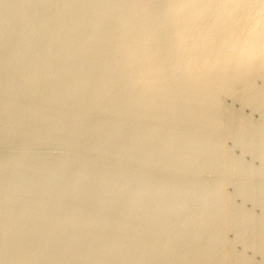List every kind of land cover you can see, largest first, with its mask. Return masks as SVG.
Wrapping results in <instances>:
<instances>
[{
    "label": "rangeland",
    "instance_id": "374dc122",
    "mask_svg": "<svg viewBox=\"0 0 264 264\" xmlns=\"http://www.w3.org/2000/svg\"><path fill=\"white\" fill-rule=\"evenodd\" d=\"M67 1L68 0H0V4H1V6H0V22H1L0 23V41L1 40L3 41V42L2 41L0 42L1 43L0 44V47H1L0 48V54H1L0 55V74L3 72L2 76L0 75V81L2 80V82H0V85H1L0 86V98H1L0 100L2 101V102L0 101V103H1L0 104V109H1L0 110V115H1L0 116V195H1L0 196V216H1L0 217V264H55V263L56 264H72V263L73 264H230V263L231 264H264V243H263L264 242V179H263L264 178V148H263V146H264V131H263L264 130V126H263L264 125V80H263L264 74H262L263 71H262V73L259 70H258V72L255 71V73L257 72L256 74L255 73L253 74V76H255V77L253 78V76L251 75V77L253 79L249 76V79H252V81L250 83L247 81L248 83L246 82V86H248L250 84V87L245 86V82L243 83V81H246V80L244 79V77L243 78L241 77L240 78L241 81L238 79V81H240L239 84L237 83V80L234 81V82H236L235 83L236 85L234 84L233 88H231L232 84H233V82H232L230 84L229 83L224 84L225 89L223 88V86H222V88L220 87V89L216 88L215 90L218 93H215L213 91L214 89L213 90L211 89V91L208 90L209 91L208 95L211 96L213 94V97L208 98V100L206 98V97H209V96H207V91H205V93L203 92L204 93L203 95L206 94V97L203 96L204 97L203 98V97H201V95L195 97V96H193V94H190L188 92V90H190L191 88H189V86H190V84H188L189 80L186 79L187 82H185V78H187V76L185 74H184V76H185L184 80L182 79L183 78L182 74L184 73V70L182 71L181 69H183V68L180 69L179 67H181V66L176 65L179 63H176L177 62L176 61L177 56H175L176 55L175 52L172 51L174 55L172 54V52H170L171 50H173V48H172L173 42H171L173 39V36H171V32H172L171 30L173 27L172 26L170 27V25H169L170 28H168L166 30L168 25H165L166 22H164L165 20H163V19H166V17H164V15H163V11H164L163 9H165V7L167 8L166 0H161V1L160 0L159 1L158 0H154V1H152V0H133V2L135 4H136V2H137V4L140 2H141V4L146 3L147 5L142 4V7L143 8L145 7L144 9L141 6L139 7V5H137L138 7L135 5L136 6L135 7V6H133V3L130 4L131 3L130 1H132V0H130L129 2H128V0H125V1H127L126 2L127 5H125V1H124V5L122 4L123 2H121V1H123V0H102V1L101 0H73L74 2L72 0L71 1L69 0L68 1L69 3H67L68 5L65 4ZM10 2H11V4H10ZM159 2L161 4H159ZM120 3L123 5V7H125V6L126 7L125 8H123L122 6L117 7L116 5H119ZM113 6H116V8L114 9ZM148 6H149V11H147ZM66 7H68V9ZM104 8H105V10H104ZM117 8H118V10L128 9L126 11H129V10L133 11L136 9L137 12L135 11V13L138 15L142 14L144 12L149 13L151 18L145 24H143L141 26V28L143 27V29H147L148 27L150 28L151 25H152V27L154 26L156 32L154 31L155 33L154 32L152 33L153 34L152 39L154 41L156 40V43H159L160 47H163V46H161L162 45L161 43H164L163 45L165 47H167V48L157 47V50L159 49L157 51L158 52L157 53L158 59L159 60L163 59V57L165 59H167V60L163 59L164 61L160 60L161 62H158V64H161V65L163 64L162 65L163 68H164L165 64L167 65V66H165L167 68H165L166 70L164 71V72H167V73H165L167 75L165 76V74L163 73L160 75L162 78L158 77L159 79L157 78L158 80H155V82L159 83L161 85V87H159L160 85L157 84L158 88L154 89L155 91L152 90L153 92H151L149 89H147V90H149L148 92L146 90L142 91L139 87L138 88L140 90L138 88H135V87H134L135 88L134 89L133 86H127L128 84L125 83L126 79H128L127 77H129V74H128L129 72L126 70V68H127L126 65L128 63H127V61H125L126 60L125 58H127V54L125 52L119 53L117 51V47H114L115 45H117L118 42L121 41V38H122L121 36L117 35L114 31L116 29V27H114V26H116V24L118 23V22L115 23L116 19L122 18V16L120 14L118 15V13H116L117 11H115V10H117ZM141 8L143 9V12H142ZM61 10H63V11L60 13ZM80 10H82V11H80ZM156 10H158V12H156ZM98 11H100V12H98ZM106 11H108V12H106ZM124 11L122 13H124ZM126 11H125V14H126ZM65 12H69V13H65ZM80 12H81V14H80ZM120 12L121 11H119V13ZM9 13H11V14H9ZM76 13H77V15H75ZM161 14L164 18L161 16ZM51 17H53V18H51ZM59 17H60L61 22L58 19ZM23 18H24V20H23ZM66 18H67V20H66ZM7 19H9V21ZM35 19H37V20L35 21ZM159 20H160V23H162V20H163V23L160 24L158 22ZM51 21L52 22L54 21V22L52 23ZM57 21H59V22H57ZM71 21H72V23H70ZM75 21H77L79 24ZM81 21H82V23H81ZM108 21H109V23H108ZM36 22H37V24H36ZM153 22H155V23H153ZM91 23L95 27H93L91 25ZM17 24H19V25H17ZM38 24H39V26H38ZM162 25H165L166 27L162 26ZM69 26H71V27L69 28ZM85 26H87V27H85ZM111 27L113 29L114 28L115 29L113 30V29H111ZM18 28H19V30H18ZM55 28H56V30H55ZM52 29H54V30L52 31ZM162 29H165L164 30L165 32ZM112 30H113L114 34H116V35H111V33H113ZM68 31H70V32H68ZM76 31H78V32H76ZM83 31H84V33H83ZM166 31L168 34L166 33ZM73 32H75V33H73ZM156 33H157V35L159 34L158 37H157ZM160 33H161V35H160ZM1 34L3 36H1ZM28 34H30V35H28ZM36 34H37V36H36ZM55 34H56V36H55ZM63 34H65L66 37ZM162 34L163 35L166 34V35H164V37H163ZM91 35H92V37H91ZM108 35H109V37H108ZM154 35H155V37H154ZM77 36H80V37H77ZM82 36H84V37H82ZM168 36H170V37H168ZM54 37L56 38V41H55ZM99 37H100V39H98ZM15 38H17V40H14ZM69 38H71L70 41H69ZM22 39H24V40H22ZM168 39H169V42H168ZM12 40H14V41H12ZM47 40H49V41H47ZM99 40H102V41H99ZM54 41L58 43V46H57V43L55 44ZM59 41H61V42H59ZM35 42H36V44H35ZM4 43H6V45ZM93 43H95V44H93ZM7 44H9V45H7ZM73 44H75V45H73ZM97 44H99V45H97ZM159 44L157 46H159ZM76 45H78V46H76ZM91 45H92V47H91ZM104 46H106V47H104ZM16 47H18V48H16ZM66 48H67V50H66ZM75 48H77V49H75ZM101 49H103V51ZM58 50H60L61 52ZM93 50L95 53H93ZM110 50H111V52H110ZM168 50H169V52L167 53ZM13 51H16L18 56H17L16 52H13ZM51 51H53L56 55ZM46 52H48V53H46ZM72 52H75V53H72ZM81 52L83 54H81ZM85 52L87 55H85ZM159 52L160 53L162 52V54L164 53L163 55L166 54L167 56H169L168 54L170 53L171 56H169V59H168V58H166L167 57L166 55H165L166 56L165 57L162 54H160ZM13 53L16 55H13ZM21 53H23V54H21ZM41 53H42V55H41ZM51 53H53V54H51ZM58 53H60V54H58ZM115 53H119V54H115ZM33 54H35V55H33ZM74 54H75V56H74ZM113 54H115V55H113ZM121 54H122V56H120ZM54 55H55V57H54ZM103 55H105V56H103ZM12 56L13 57L15 56L16 58L15 57L13 58ZM31 57H32V59H30ZM73 57H75V58L73 59ZM119 57H121V58H119ZM61 58L64 60L62 61ZM70 58H71V61H70ZM76 58L78 60H76ZM97 58H98V60H96ZM174 58H176V59H174ZM53 59H55L56 62ZM103 59L105 60V63H103L104 62ZM14 60L16 63L14 62ZM19 60H20V62H19ZM38 60H40V61H38ZM47 60H48V62L45 63V61H47ZM50 60H51V62H50ZM122 60H124L126 64L123 63L124 61H122ZM34 61H36V62H34ZM77 61H79L78 64H77ZM82 61L84 62V64ZM90 61L92 62L91 64H90ZM94 61H95V63H94ZM97 61L99 63V67L97 65L98 63H96ZM165 61H169V62L167 63ZM62 62H64V63H62ZM33 63H34V65H33ZM35 63H37L36 67H34ZM9 64H11V65H9ZM88 64H90V66H91L90 68H89ZM93 64H94L95 68H97V69H95V68L92 69ZM109 64H110V66H109ZM124 64H125V69H122V68H124L123 67ZM7 65L9 66V68ZM17 65L19 68L17 67ZM29 65H31V67ZM32 65L34 68L32 67ZM87 65H88V67H87ZM77 66H78V68H77ZM15 67H16V69H15ZM68 67H69V71L67 70ZM174 67H175V69H174ZM39 68H41L40 69V70H42L41 72H40V70H38ZM61 68H62V70H61ZM76 68L78 70H76ZM178 68L181 70V72H180V70H178ZM27 70H29V71H27ZM50 70H52V71H50ZM81 70H83V71H81ZM124 70H126L128 73H126ZM16 71H17V74L15 73ZM75 71L78 72L79 74L76 73ZM120 71H122V72H120ZM58 72H60V74ZM102 72H103V74H102ZM124 72L126 75L123 74ZM43 73H44V75H42ZM53 73H55L56 76L59 74L58 75L59 77L57 76V78H56L55 74H53ZM20 74H21V76H20ZM51 74L54 77L49 76ZM75 74H77V76ZM92 74H94V77ZM95 74H97V75L99 74V75L96 76ZM174 74H175V76H174ZM6 75L11 76V77H7ZM27 76H29V77H27ZM64 76H66V77H64ZM100 76L103 79L99 78ZM123 76H124V78H123ZM163 76H165V78H167V80ZM43 77H44V79H43ZM47 77H48V79H49V77L51 79L48 80ZM83 77H84V79H83ZM86 77H87V79L88 78H90V79L87 80ZM176 77H178V78H176ZM111 78H113V80ZM245 78L247 79L248 77L245 76ZM99 79H100V81H99ZM161 79H163V80H161ZM178 79H179V81H181V80H183V81L179 82V81H177ZM242 79H243V81H242ZM32 80H33V82H32ZM34 80L36 81V83H34L35 82ZM79 80H81V81H79ZM114 80H117V82L115 81V83H114L113 82ZM120 80L121 81L123 80V81L121 83H119ZM51 81H53L52 82L53 85H52ZM69 81H70V83H68ZM72 81H73V83H72ZM89 81L92 83H88ZM103 81H105V82H103ZM158 81H160V82L162 81V84ZM54 82H56V83L58 82V83L56 84ZM76 82H78V83H76ZM101 82L103 83V85ZM173 82H175V83H173ZM84 83H86V84H84ZM113 83H114V85H113ZM185 83H186V85H185ZM12 84H13V86H12ZM60 84H61V87L63 86L62 88L60 87ZM63 84H66V85H63ZM69 84H70V86H69ZM72 84H74V86ZM77 84L79 85V88H82V87L83 88L79 89L77 87L78 86ZM96 84H98V85L100 84V86L98 87ZM109 84H111V85L109 86ZM163 84H164V86H162ZM169 84L172 86V88ZM228 84H229V86H228ZM242 84H244V85H242ZM251 84L253 86H251ZM25 86H26V88H25ZM33 86H35V87L33 88ZM40 86H41V88H40ZM47 86H48V88L49 87H51V88L48 89ZM93 86H95V87H93ZM113 86L114 87L117 86L116 88L118 90L116 88H114ZM186 86H188V90L186 89L187 88ZM237 86H239V87H237ZM5 87L6 88L8 87L10 90L7 88V90H8L7 91ZM21 87H24V89ZM74 87H76L77 89ZM92 87H93V89H92ZM100 87L102 88L103 91L101 90ZM128 87L131 89H129ZM162 87H164V88H162ZM226 87H228V89H226ZM252 87H253V89H252ZM86 88L87 89L90 88L91 91L87 90ZM29 89H30V91H27ZM40 89H44V90H42L43 92H41ZM56 89H58V91ZM96 89L99 92H97ZM107 89L108 90L110 89V90L108 91ZM111 89H113V90L116 89V91H113V90L111 91ZM122 89H123V91H121ZM217 89H219V90H217ZM222 89L224 91H222ZM31 90H33L35 92H33ZM49 90L52 92H50ZM15 91H16V93H15ZM88 91L90 94L88 93ZM140 91H142L144 93H142ZM173 91L176 93H173ZM65 92H67V93H65ZM68 92H69V94H68ZM73 92H75V93H73ZM107 92L110 94V95L108 94L109 96L107 95ZM111 92H113V93H111ZM167 92H168V94H167ZM210 92H213V93L210 94ZM28 93H30L31 96H29ZM70 93L72 96H70ZM131 93L132 94L134 93V95L135 94L136 95L135 96L131 95ZM150 93H152V94H150ZM163 93H165V94H163ZM214 93L216 95H214ZM6 94H8V96H6L7 98L5 97ZM63 94H65V95H63ZM139 94H141V95H139ZM154 94H156V95H154ZM160 94H161V96H160ZM162 94L165 97H162ZM16 95H18V96L16 97ZM52 95H53V97H52ZM111 95H112V97H110ZM114 95H116V98ZM138 95H139V97H137ZM142 95H144L143 96L144 98H142V97L140 98V96H142ZM100 96H102V97L100 98ZM122 96H124V98L125 97L126 98L124 99ZM241 96L243 97L242 99H241ZM9 97H10V99H9ZM34 97H36V98H34ZM41 97L43 98V100ZM71 97H72V99H71ZM77 97L79 99H77ZM95 97L96 98L98 97V98L96 99ZM157 97H158V99H157ZM12 98H14L15 100ZM32 98H34L33 99L34 101L32 100ZM37 98H38V100H36ZM114 98H115V100H114ZM119 98H120V100H119ZM134 98H135V100H134ZM145 98H146V100H145ZM199 98H201V99H199ZM221 98H223V99H221ZM63 99H64L65 103H64V101H63V103H61ZM80 99L83 101H81ZM93 99H95V101H93ZM109 99L111 100L110 102H109ZM138 99H139V101H138ZM151 99L153 101H151ZM79 100L81 101V103L83 105L80 103ZM90 100H92V101H90ZM113 100L115 102H112ZM121 100L125 101V103H123ZM130 100H132V101H130ZM161 100H162V102H161ZM181 100H183V101H181ZM223 100H224V103H223ZM4 101H7V102H4ZM49 101H52V102L49 103ZM69 101L72 103V105H70L71 103H69ZM77 101H79V102H77ZM88 101H90V102H88ZM147 101H149V102H147ZM154 101H158V102H156L157 104L154 103ZM178 101H180V102H178ZM100 102H102V103H100ZM132 102H133V104H131ZM150 102H152V103H150ZM160 102H161V104H160ZM18 103H19V106H18ZM30 103H32V104H30ZM36 103L39 105V107ZM41 103H43V105ZM73 103L74 104L76 103L75 104L76 106ZM91 103H94L93 106ZM96 103H97V105H96ZM34 104H36V105H34ZM58 104H60V105H58ZM117 104H120L121 107ZM134 104H136V105L140 104L141 106L138 105V107H133V106H136ZM41 105L44 107L40 108ZM50 105L53 107L50 108ZM63 105H64V107H63ZM73 105L75 106V108ZM88 105H89V107H88ZM99 105L101 106V108H100L101 110L98 108ZM216 105H219V106H216ZM6 106L8 109L6 108ZM28 106H29V109H28ZM60 106L62 107L63 110L61 109ZM81 106H82V108H81ZM83 106H84V108H83ZM90 106H91V108H90ZM161 106H163V107H161ZM255 106H257V107H255ZM68 107H70V108H68ZM77 107H79L80 110ZM115 107H116V109L117 108L118 109L116 110ZM126 107H127V109H126ZM224 107H226V111L222 112L225 110ZM35 108H36V110H35ZM87 108H88V110H87ZM155 108H158V109H155ZM15 109H16V111H15ZM71 109L74 112H72ZM83 109L86 112H84ZM133 109H134V111H133ZM137 109H138V111H137ZM143 109H145V110L143 111ZM37 110H39V111H37ZM41 110H43V111L41 112ZM65 110H66V113L64 112ZM89 110L93 116L91 115ZM98 110L104 114H101V112H99ZM151 110H152V112H151ZM115 111H118L117 113L119 116L117 115V113ZM123 111H124V113H123ZM23 112H25V113H23ZM39 112H41V113H39ZM77 112H79V113H77ZM143 112L144 113L147 112V114L146 113L144 114ZM88 113H90V114H88ZM140 113H141V116H139ZM15 114H17L19 117L16 116ZM22 114H24V115H22ZM36 114L41 116L42 118L43 117H45V118H43V120H42V118L39 116H36ZM109 114H112V115H109ZM222 114H224V115H222ZM27 115H28V117H27ZM50 115L53 117H51ZM66 115H67L68 119L70 118V120L67 119ZM114 115H117V116H114ZM132 115H133V117H132ZM23 116H24V120H21V119H23ZM250 116H251V118H250ZM13 117H15V118H13ZM58 117H59V119H57ZM65 117H66V120L62 121V119L64 120ZM74 117H75V119H74ZM76 117L79 119H76ZM87 117H89L90 120H88ZM134 117L135 118L140 117V118L135 119ZM29 118H31V119H29ZM146 118H147V120H146ZM222 118H223V121H222ZM38 119H40V121H38ZM84 119H85V121H84ZM129 119H131V120H129ZM44 120H46V121H44ZM23 121H24V123H22ZM46 122H48L49 124ZM258 122H260V123H258ZM55 123H56V125H55ZM123 123H125V124H123ZM223 123H225V124H223ZM12 124H13V126H12ZM40 124H42V125H40ZM23 125L27 128H25ZM158 125H159V127H158ZM256 125H257V127H256ZM77 126H79V127H77ZM106 126H107V128H105ZM140 126H142V127H140ZM203 126H205V129L203 128ZM167 127H169V128H167ZM225 127H227V128H225ZM248 127H250V128H248ZM66 128H67V130H66ZM62 129H63V131H62ZM92 129H94V130H92ZM100 129L102 130V132ZM155 129L157 131H155ZM85 130H86V132H85ZM32 132H33V134H32ZM107 132H108V134H107ZM103 133H104V135H103ZM126 133H128V134H126ZM255 133H256V135H255ZM96 136H98V137H96ZM149 136H150V138H149ZM258 136H259V138H258ZM19 140H20V142H19ZM163 140H165V141H163ZM95 141H96V143H95ZM168 141H169V143H168ZM107 143H109V145ZM219 144H220V146H219ZM124 147H125V149H124ZM161 147H162V149H161ZM254 147H256V148L254 149ZM133 150H134V152H133ZM22 151H23V153H22ZM136 152H137V154H135ZM184 156H185V158H184ZM105 159H107V160H105ZM223 161H225V162H223ZM181 163H183V164H181ZM226 163H228L229 165ZM222 164H224V165H222ZM142 168H143V170H142ZM173 168H175V169H173ZM193 168H194V170H193ZM90 170H92V171H90ZM3 171H5V172H3ZM45 173H46V175H45ZM127 175H128V177H127ZM164 175L166 177H164ZM229 175H231V176H229ZM234 175H235V178H234ZM130 176L133 178V180ZM175 176L179 180H176ZM125 177L128 179H126ZM173 177H175V178H173ZM232 177L234 179L230 180V178H232ZM241 177H244L245 179L244 178L241 179ZM166 178H167V180H166ZM224 179H226V180H224ZM35 181H36V183H35ZM259 181H261V182H259ZM160 182H162L163 184ZM177 182H179V183H177ZM44 183H45V185H44ZM223 183H225V184L222 188L221 185H223ZM137 188H138V190H137ZM162 188H164V189H162ZM123 190H124V192H123ZM221 191H223V192L221 193ZM167 192H168V194H171V195L169 196L167 194ZM218 194H219V196H218ZM229 200H231V201L229 202ZM237 201H238V203H237ZM212 204L214 207L212 206ZM222 204H225V205H222ZM232 210H233V212H232ZM226 211L229 214L226 213ZM235 211H236V213H235ZM204 213H205V215H204ZM230 214H232L233 216ZM189 215H191V216H189ZM175 216H177V217H175ZM149 218H150V220H149ZM157 219H159V220H157ZM252 219H253V221H252ZM134 222H136L137 224ZM188 223H189V225H188ZM157 224H158V226H157ZM220 224H222V225H220ZM137 228H139V229H137ZM245 228H247V229H245ZM209 233H210V235H209ZM181 235H183V236H181ZM206 236H207V238H206ZM123 239L125 242L123 241ZM220 239H223V240H220ZM135 240H136V242H135ZM230 240L232 241V243L230 242ZM260 240H261V242H259ZM215 243H217V244H215ZM125 246H126V248H125ZM253 246H255V247H253ZM133 249H135V250H133ZM238 249H239V251H238ZM215 251L216 252L219 251V253H216ZM129 255H130V257H129ZM196 256H197V258H196ZM220 256L221 257L223 256V257L221 258ZM188 258H189V260H188ZM166 259H168V260H166ZM226 259L228 262L226 261ZM229 259H230V262H229ZM235 260L237 261V263Z\"/></svg>",
    "mask_w": 264,
    "mask_h": 264
},
{
    "label": "bare ground",
    "instance_id": "6f19581e",
    "mask_svg": "<svg viewBox=\"0 0 264 264\" xmlns=\"http://www.w3.org/2000/svg\"><path fill=\"white\" fill-rule=\"evenodd\" d=\"M69 1V0H68ZM66 2L65 4H67V3H69V2ZM71 1V0H70ZM73 1V0H72ZM102 1V0H101ZM124 1L125 0H123V1H121V2H123L122 4L124 5ZM130 0H128V2H129ZM152 1H154V0H152ZM159 1V0H158ZM161 1V0H160ZM12 2V1H11ZM11 2H10V4H11ZM18 2V1H17ZM56 2V1H55ZM74 2V1H73ZM112 2V1H111ZM126 2L127 1H125V5H127L126 4ZM131 3L130 4H132L133 3V6H137V5H139V7L141 6L142 7V4H144V3H142L141 4V2L140 3H138L137 4V2H136V4L133 2V0L132 1H130ZM139 2V1H138ZM149 2V1H148ZM60 3V2H59ZM79 3V2H78ZM108 3V2H107ZM117 3V2H116ZM151 3V2H150ZM167 3V4H166ZM166 5H167V8L165 7V9H163L164 11H163V15H164V17H166V19H163L164 17L162 16V14H161V16L163 17L162 19L163 20H165L164 22H166V24L165 25H168V27L166 28V30L168 29V28H170L171 26L173 27L172 28V32H171V36H173V39H172V41L171 42H173L172 43V48H173V50H171L170 52H172V51H174L175 52V56H177V62L176 63H179V64H176L177 66H181V67H179L180 69L181 68H183V69H181L182 71L184 70V73L182 74V76H183V80H184V74L187 76V78H185V82H187L186 81V79L187 80H189V83L188 84H190V86H189V88H191L190 90H188V86H186L185 88L188 90V92L190 93V94H193V96H195V97H197V96H200L201 95V97H206V94L205 95H203L204 93H205V91H207V96H209V97H206L207 98V100H208V98H211V97H213V94L210 96V95H208V90H210L211 91V89L215 92V93H218V92H216V88H219L220 89V87L222 88V86H223V88H224V84H227V83H232L233 82V84H232V87L231 88H233L234 86V84L236 83V82H234V81H236L237 80V83L239 84L240 83V81H241V77L243 78L244 77V79L246 80V81H243V79H242V81H243V83L245 82V86H246V82L248 81L249 83L252 81V79L255 77V76H253V74L255 73V71H257L258 72V70L259 71H261V73H262V71H263V73L262 74H264V0H166ZM4 4V3H3ZM23 4V3H22ZM27 4V3H26ZM29 4V3H28ZM95 4V3H94ZM104 4V3H103ZM121 3L119 4V5H116L117 7L118 6H122L123 7V5H122ZM141 4V5H140ZM146 4V3H145ZM144 4V5H145ZM159 4H161L160 2H159ZM5 5V4H4ZM68 5V4H67ZM76 5V4H75ZM74 5V6H75ZM90 5V4H89ZM106 5V4H105ZM111 5V4H110ZM147 5V4H146ZM158 5V4H157ZM0 6H1V4H0ZM17 6V5H16ZM43 6V5H42ZM46 6V5H45ZM98 6V5H97ZM116 6H113L114 7V9L116 8ZM131 6V5H130ZM135 6V7H136ZM154 6V5H153ZM160 6V5H159ZM6 7V6H5ZM63 7V6H62ZM69 7V6H68ZM68 7H66L67 9H68ZM92 7V6H91ZM119 7V8H120ZM126 7V6H125ZM125 7H123V8H125ZM134 7V8H135ZM138 7V6H137ZM158 7V6H157ZM163 7V6H162ZM2 8V7H1ZM4 8V7H3ZM16 8V7H15ZM14 8V9H15ZM57 8V7H56ZM103 8V7H102ZM129 8V7H128ZM143 8V7H142ZM141 8V9H142ZM145 8V7H144ZM143 8V9H144ZM70 9V8H69ZM76 9V8H75ZM143 9H142V12H143ZM159 9V8H158ZM7 10V9H6ZM24 10V9H23ZM60 10V9H59ZM65 10V9H64ZM104 10H105V8H104ZM108 10V9H107ZM126 10H128V9H120V10H118V8H117V10H115V11H117L116 13H118V15L120 14L121 16H122V18H115L116 19V21H115V23H117L116 24V26H114V27H116V29L114 30L112 27H111V29H113L114 31H115V33L117 34V35H119V36H121L122 38H121V41L120 42H118L117 43V45H115L114 47H117V51L120 53V52H125L126 54H127V58H125L126 60L125 61H127V63L129 64H127L126 65V70L129 72H127L126 70H124L126 73H128L129 74V77H127L128 79H126V81H125V83L126 84H128L127 86H133V88L135 87V88H140L142 91H151V92H153L152 90H154V89H156V88H158V85H160L159 83H156L155 82V80H158L159 78L158 77H161L160 75L161 74H165V73H167V72H164L166 69L165 68H167V67H165V66H167L166 64L164 65V68L162 67V65L161 64H158V62H161L163 59L164 60H167V59H165L163 56H165V55H163L162 54V52L160 53V54H162L161 56L163 57V59H158V50H157V47H160V44L159 43H156V40L154 41L153 39H152V33L155 31V28H154V26L152 27V25H151V27L149 28H147V29H143V27L141 28V26L143 25V24H145L151 17H150V14L149 13H142V14H136L135 13V11H136V9L135 10H133V11H131V10H129V11H126V14H125V11ZM153 10V9H152ZM18 11V10H17ZM47 11V10H46ZM53 11V10H52ZM63 10H61L60 11V13L62 12ZM80 11H82V10H80ZM87 11V10H86ZM93 11V10H92ZM110 11V10H109ZM119 11H121L120 13H119ZM124 11V13H122ZM139 11V10H138ZM147 11H149V6H148V10ZM154 11V10H153ZM71 12V11H70ZM98 12H100V11H98ZM106 12H108V11H106ZM137 12V11H136ZM140 12V11H139ZM152 12V11H151ZM156 12H158V10H156ZM17 13V12H16ZM51 13V12H50ZM65 13H69V12H65ZM95 13V12H94ZM93 13V14H94ZM97 13V12H96ZM111 13V12H110ZM123 15H122V14ZM160 13V12H159ZM6 14V13H5ZM9 14H11V13H9ZM18 14V13H17ZM56 14V13H55ZM58 14V13H57ZM80 14H81V12H80ZM109 14V13H108ZM125 14V15H124ZM75 15H77V13L75 14ZM101 15V14H100ZM103 15V14H102ZM115 15V14H114ZM154 15V14H153ZM157 15V14H156ZM7 16V15H6ZM48 16V15H47ZM67 16V15H66ZM65 16V17H66ZM97 16V15H96ZM120 16V17H121ZM13 17V16H12ZM40 17V16H39ZM49 17V16H48ZM73 17V16H72ZM76 17V16H75ZM109 17V16H108ZM112 17V16H111ZM155 17V16H154ZM20 18V17H19ZM26 18V17H25ZM41 18V17H40ZM50 18V17H49ZM51 18H53V17H51ZM94 18V17H93ZM59 20H60V17L58 18ZM75 19V18H74ZM79 19V18H78ZM95 19V18H94ZM111 19V18H110ZM114 19V18H113ZM119 19V20H118ZM8 21H9V19H7ZM23 20H24V18H23ZM37 19H35V21H36ZM66 20H67V18H66ZM82 20V19H81ZM93 20V19H92ZM118 20V21H117ZM158 20V19H157ZM161 20V19H160ZM160 20L158 21L159 23H160ZM163 20H162V23H163ZM14 21V20H13ZM29 21V20H28ZM85 21V20H84ZM87 21V20H86ZM98 21V20H97ZM107 21V20H106ZM18 22V21H17ZM33 22V21H32ZM52 22V21H51ZM54 22V21H53ZM52 22V23H53ZM57 22H59V21H57ZM60 22H61V20H60ZM75 22H77V21H75ZM74 22V23H75ZM93 22V21H92ZM1 23V22H0ZM23 23V22H22ZM31 23V22H30ZM65 23V22H64ZM70 23H72V21L70 22ZM78 23V22H77ZM81 23H82V21H81ZM87 23V22H86ZM108 23H109V21H108ZM153 23H155V22H153ZM162 23H160V24H162ZM21 24V23H20ZM36 24H37V22H36ZM79 24V23H78ZM107 24V23H106ZM112 24V23H111ZM152 24V23H151ZM159 24V25H160ZM11 25V24H10ZM17 25H19V24H17ZM44 25V24H43ZM46 25V24H45ZM73 25V24H72ZM83 25V24H82ZM87 25V24H86ZM91 25H92V23H91ZM95 25V24H94ZM101 25V24H100ZM148 25V24H147ZM154 25V24H153ZM165 25H162V26H165ZM169 25H170V27H169ZM38 26H39V24H38ZM57 26V25H56ZM93 26V25H92ZM112 26V25H111ZM150 26V25H149ZM156 26V25H155ZM161 26V27H162ZM36 27V26H35ZM50 27V26H49ZM52 27V26H51ZM62 27V26H61ZM71 26H69V28H70ZM74 27V26H73ZM78 27V26H77ZM82 27V26H81ZM85 27H87V26H85ZM93 27H95V26H93ZM159 27V26H158ZM166 27V26H165ZM17 28V27H16ZM38 28V27H37ZM36 28V29H37ZM84 28V27H83ZM108 28V27H107ZM15 29V28H14ZM48 29V28H47ZM78 29V28H77ZM82 29V28H81ZM97 29V28H96ZM100 29V28H99ZM18 30H19V28H18ZM54 29H52V31H53ZM55 30H56V28H55ZM89 30V29H88ZM113 30H112V32H113ZM163 31L165 30V29H162ZM2 31V30H1ZM36 31V30H35ZM34 31V32H35ZM51 31V30H50ZM61 31V30H60ZM79 31V30H78ZM78 31H76V32H78ZM82 31V30H81ZM3 32V31H2ZM11 32V31H10ZM15 32V31H14ZM33 32V31H32ZM39 32V31H38ZM55 32V31H54ZM63 32V31H62ZM68 32H70V31H68ZM111 32V31H110ZM109 32V33H110ZM156 32V31H155ZM154 32V33H155ZM158 32V31H157ZM165 32V31H164ZM163 32V33H164ZM169 32V33H170ZM8 33V32H7ZM16 33V32H15ZM66 33V32H65ZM73 33H75V32H73ZM83 33H84V31H83ZM88 33V32H87ZM94 33V32H93ZM92 33V34H93ZM100 33V32H99ZM166 33H167V31H166ZM11 34V33H10ZM14 34V33H13ZM33 34V33H32ZM48 34V33H47ZM53 34V33H52ZM57 34V33H56ZM56 34H55V36H56ZM70 34V33H69ZM68 34V35H69ZM101 34V33H100ZM116 34H114V32L113 33H111V35H116ZM168 34V33H167ZM28 35H30V34H28ZM63 35H65V34H63ZM97 35V34H96ZM156 35H157V33H156ZM160 35H161V33H160ZM163 35V34H162ZM164 35H166V34H164ZM164 35H163V37H164ZM1 36H3L2 34H1ZM17 36V35H16ZM27 36V35H26ZM36 36H37V34H36ZM51 36V35H50ZM159 36V34L157 35V37ZM5 37V36H4ZM33 37V36H32ZM49 37V36H48ZM47 37V38H48ZM59 37V36H58ZM65 37H66V35H65ZM70 37V36H69ZM72 37V36H71ZM77 37H80V36H77ZM82 37H84V36H82ZM88 37V36H87ZM86 37V38H87ZM90 37V36H89ZM91 37H92V35H91ZM90 37V38H91ZM108 37H109V35H108ZM154 37H155V35H154ZM156 37V38H157ZM168 37H170V36H168ZM14 38V37H13ZM19 38V37H18ZM37 38V37H36ZM35 38V39H36ZM55 38V37H54ZM115 38V37H114ZM118 38V37H117ZM162 38V37H161ZM172 38V37H171ZM26 39V38H25ZM70 39L71 38H69V41H70ZM75 39V38H74ZM97 39V38H96ZM98 39H100V37L98 38ZM160 39V38H159ZM158 39V40H159ZM163 39V38H162ZM5 40V39H4ZM14 40H17V38H15ZM14 40H12V41H14ZM22 40H24V39H22ZM53 40V39H52ZM84 40V39H83ZM86 40V39H85ZM91 40V39H90ZM113 40V39H112ZM161 40V39H160ZM2 41V40H1ZM0 41V42H1ZM20 41V40H19ZM47 41H49V40H47ZM55 41H56V38H55ZM54 41V42H55ZM68 41V42H69ZM79 41V40H78ZM99 41H102V40H99ZM98 41V42H99ZM3 42V41H2ZM6 42V41H5ZM52 42V41H51ZM59 42H61V41H59ZM66 42V41H65ZM86 42V41H85ZM97 42V43H98ZM163 42V41H162ZM168 42H169V39H168ZM9 43V42H8ZM17 43V42H16ZM57 42H55V44H56ZM76 43V42H75ZM100 43V42H99ZM1 44V43H0ZM3 44V43H2ZM5 45H6V43H4ZM19 44V43H18ZM35 44H36V42H35ZM34 44V45H35ZM86 44V43H85ZM93 44H95V43H93ZM112 44V43H111ZM115 44V43H114ZM159 44V46H157ZM162 45L161 46H163V47H160V48H164L165 46L163 45L164 43H161ZM7 45H9V44H7ZM11 45V44H10ZM53 45V44H52ZM71 45V44H70ZM73 45H75V44H73ZM90 45V44H89ZM97 45H99V44H97ZM166 45V44H165ZM37 46V45H36ZM42 46V45H41ZM55 46V45H54ZM53 46V47H54ZM57 46H58V43H57ZM76 46H78V45H76ZM75 46V47H76ZM83 46V45H82ZM7 47V46H6ZM13 47V46H12ZM34 47V46H33ZM43 47V46H42ZM73 47V46H72ZM91 47H92V45H91ZM104 47H106V46H104ZM111 47V46H110ZM1 48V47H0ZM16 48H18V47H16ZM36 48V47H35ZM45 48V47H44ZM55 48V47H54ZM70 48V47H69ZM68 48V49H69ZM82 48V47H81ZM85 48V47H84ZM88 48V47H87ZM96 48V47H95ZM165 48H167V47H165ZM169 48V47H168ZM9 49V48H8ZM47 49V48H46ZM51 49V48H50ZM53 49V48H52ZM75 49H77V48H75ZM4 50V49H3ZM10 50V49H9ZM14 50V49H13ZM16 50V49H15ZM56 50V49H55ZM66 50H67V48H66ZM82 50V49H81ZM88 50V49H87ZM97 50V49H96ZM100 50V49H99ZM102 51H103V49H101ZM163 50V49H162ZM22 51V50H21ZM20 51V52H21ZM42 51V50H41ZM49 51V50H48ZM54 51V50H53ZM53 51H51V52H53ZM58 51H60V50H58ZM63 51V50H62ZM80 51V50H79ZM84 51V50H83ZM92 51V50H91ZM13 52H16V51H13ZM61 52V51H60ZM71 52V51H70ZM87 52V51H86ZM86 52H85V55H87L86 54ZM89 52V51H88ZM110 52H111V50H110ZM109 52V53H110ZM166 52V51H165ZM169 52V50L167 51V53ZM10 53V52H9ZM45 53V52H44ZM46 53H48V52H46ZM50 53V52H49ZM54 53V52H53ZM53 53H51V54H53ZM57 53V52H56ZM67 53V52H66ZM72 53H75V52H72ZM93 53H95L94 52V50H93ZM92 53V54H93ZM97 53V52H96ZM105 53V52H104ZM107 53V52H106ZM113 53V52H112ZM119 53H115V54H119ZM124 53V54H125ZM3 54V53H2ZM16 54H17V52H16ZM16 54H14L13 53V55H16ZM20 54V53H19ZM21 54H23V53H21ZM55 54V53H54ZM58 54H60V53H58ZM63 54V53H62ZM71 54V53H70ZM81 54H83L82 52H81ZM115 54H113V55H115ZM172 54H173V52H172ZM1 55V54H0ZM10 55V54H9ZM29 55V54H28ZM33 55H35V54H33ZM41 55H42V53H41ZM56 55V54H55ZM55 55H54V57H55ZM64 55V54H63ZM67 55V54H66ZM169 56H171V54L169 53L168 54ZM174 55V54H173ZM8 56V55H7ZM17 56H18V54H17ZM72 56V55H71ZM70 56V57H71ZM74 56H75V54H74ZM103 56H105V55H103ZM109 56V55H108ZM107 56V57H108ZM120 56H122V54L120 55ZM160 56V55H159ZM167 56V55H166ZM165 56V57H166ZM169 56H167L166 58H168L169 59ZM13 57V56H12ZM15 57V56H14ZM13 57V58H14ZM28 57V56H27ZM79 57V56H78ZM96 57V56H95ZM115 57V56H114ZM125 57V56H124ZM123 57V58H124ZM161 57V58H162ZM11 58V57H10ZM16 58V57H15ZM60 58V57H59ZM66 58V57H65ZM75 57H73V59H74ZM86 58V57H85ZM88 58V57H87ZM93 58V57H92ZM106 58V57H105ZM111 58V57H110ZM119 58H121V57H119ZM122 58V59H123ZM4 59V58H3ZM30 59H32V57L30 58ZM39 59V58H38ZM48 59V58H47ZM58 59V58H57ZM69 59V58H68ZM81 59V58H80ZM83 59V58H82ZM114 59V58H113ZM112 59V60H113ZM116 59V58H115ZM174 59H176V58H174ZM17 60V59H16ZM54 61H55V59H53ZM61 60L63 61L64 59H62L61 58ZM76 60H78L77 58H76ZM85 60V59H84ZM88 60V59H87ZM96 60H98V58L96 59ZM104 60V59H103ZM118 60V59H117ZM163 60V61H164ZM32 61V60H31ZM38 61H40V60H38ZM70 61H71V58H70ZM69 61V62H70ZM107 61V60H106ZM122 61H124V60H122ZM121 61V62H122ZM125 61L123 62V63H125ZM157 61V62H156ZM173 61V60H172ZM3 62V61H2ZM8 62V61H7ZM14 62H15V60H14ZM19 62H20V60H19ZM26 62V61H25ZM34 62H36V61H34ZM46 62H48V60L47 61H45V63ZM50 62H51V60H50ZM49 62V63H50ZM53 62V61H52ZM56 62V61H55ZM73 62V61H72ZM78 62L79 61H77V64H78ZM83 62V61H82ZM88 62V61H87ZM111 62V61H110ZM109 62V63H110ZM114 62V61H113ZM120 62V63H121ZM165 62H169V61H165ZM6 63V62H5ZM9 63V62H8ZM16 63V62H15ZM39 63V62H38ZM61 63V62H60ZM62 63H64V62H62ZM66 63V62H65ZM92 62L90 61V64H91ZM94 63H95V61H94ZM96 63H98V61L96 62ZM103 63H105V60H104V62ZM107 63V62H106ZM119 63V64H120ZM164 63V62H163ZM26 64V63H25ZM36 64L37 63H35V66L34 67H36ZM51 64V63H50ZM76 64V65H77ZM83 64H84V62H83ZM87 64V63H86ZM90 64H88L89 65V68L91 67L90 66ZM108 64V63H107ZM118 64V65H119ZM126 64V63H125ZM125 64L123 65V67L124 68H122V69H125ZM158 64V65H157ZM9 65H11V64H9ZM23 65V64H22ZM28 65V64H27ZM33 65H34V63H33ZM33 65H32V67H33ZM58 65V64H57ZM66 65V64H65ZM64 65V66H65ZM69 65V64H68ZM88 65H87V67H88ZM98 65V67H99V63L97 64ZM96 65V66H97ZM105 65V64H104ZM103 65V66H104ZM160 65V66H159ZM8 66V65H7ZM30 67H31V65H29ZM53 66V65H52ZM61 66V65H60ZM63 66V67H64ZM67 66V65H66ZM71 66V65H70ZM79 66V65H78ZM78 66H77V68H78ZM101 66V65H100ZM107 66V65H106ZM109 66H110V64H109ZM114 66V65H113ZM173 66V65H172ZM12 67V66H11ZM17 67H18V65H17ZM33 67V68H34ZM73 67V66H72ZM81 67V66H80ZM93 68L92 69H94L95 68V66H94V64H93V66H92ZM108 67V66H107ZM2 68V67H1ZM6 68V67H5ZM8 68H9V66H8ZM19 68V67H18ZM32 68V69H33ZM57 68V67H56ZM71 68V67H70ZM76 68V70H78ZM101 68V67H100ZM178 68V70H180ZM11 69V68H10ZM15 69H16V67H15ZM28 69V68H27ZM31 69V68H30ZM41 68H39L38 70H40ZM75 69V68H74ZM80 69V68H79ZM84 69V68H83ZM86 69V68H85ZM95 69H97V68H95ZM111 69V68H110ZM113 69V68H112ZM172 69V68H171ZM170 69V70H171ZM174 69H175V67H174ZM14 70V69H13ZM49 70V69H48ZM47 70V71H48ZM61 70H62V68H61ZM68 71H69V67H68V69H67ZM117 70V69H116ZM181 70H180V72H181ZM5 71V70H4ZM15 71V70H14ZM24 71V70H23ZM22 71V72H23ZM27 71H29V70H27ZM42 70H40V72H41ZM44 71V70H43ZM50 71H52V70H50ZM54 71V70H53ZM60 71V70H59ZM74 71V70H73ZM80 71V70H79ZM81 71H83V70H81ZM85 71V70H84ZM87 71V70H86ZM89 71V70H88ZM97 71V70H96ZM175 71V70H174ZM8 72V71H7ZM11 72V71H10ZM31 72V71H30ZM65 72V71H64ZM76 72V71H75ZM92 72V71H91ZM95 72V71H94ZM93 72V73H94ZM100 72V71H99ZM120 72H122V71H120ZM125 72L123 73V74H125ZM170 72V71H169ZM256 72V73H257ZM3 73V72H2ZM2 73L0 74L1 76H2ZM5 73V72H4ZM12 73V72H11ZM10 73V74H11ZM16 74H17V71L15 72ZM33 73V72H32ZM45 73V72H44ZM44 73L42 74V75H44ZM49 73V72H48ZM59 74H60V72H58ZM57 73V74H58ZM70 73V72H69ZM73 73V72H72ZM76 73H78V72H76ZM81 73V72H80ZM84 73V72H83ZM88 73V72H87ZM97 73V72H96ZM108 73V72H107ZM171 73V72H170ZM255 73V74H256ZM28 74V73H27ZM41 74V73H40ZM53 74H55V73H53ZM58 74V75H59ZM63 74V73H62ZM65 74V73H64ZM79 74V73H78ZM82 74V73H81ZM102 74H103V72H102ZM110 74V73H109ZM169 74V73H168ZM177 74V73H176ZM9 75V74H8ZM26 75V74H25ZM30 75V74H29ZM32 75V74H31ZM57 75V76H58ZM76 76H77V74H75ZM74 75V76H75ZM91 75V74H90ZM93 75V77H94V74H92ZM96 76H98L97 74H95ZM126 75V74H125ZM167 74H165V76H166ZM251 75L253 76V78L251 77ZM261 75V74H260ZM7 76V75H6ZM15 76V75H14ZM20 76H21V74H20ZM49 76H53L52 74L51 75H49ZM55 76H56V74H55ZM57 76H56V78H57ZM70 76V75H69ZM68 76V77H69ZM81 76V75H80ZM165 76H163L164 78H165ZM174 76H175V74H174ZM245 76L246 77H248L247 79L245 78ZM249 76L252 78V79H249ZM257 76V75H256ZM7 77H11V76H7ZM16 77V76H15ZM27 77H29V76H27ZM54 77V76H53ZM59 77V76H58ZM62 77V76H61ZM64 77H66V76H64ZM71 77V76H70ZM85 77V76H84ZM84 77H83V79H84ZM91 77V76H90ZM262 77V76H261ZM13 78V77H12ZM42 78V77H41ZM76 78V77H75ZM82 78V77H81ZM80 78V79H81ZM97 78V77H96ZM99 78H101V79H103L101 76L99 77ZM105 78V77H104ZM123 78H124V76H123ZM126 78V77H125ZM158 78V79H157ZM162 78V77H161ZM174 78V77H173ZM176 78H178V77H176ZM258 78V77H257ZM263 78V77H262ZM2 79V78H1ZM23 79V78H22ZM26 79V78H25ZM35 79V78H34ZM43 79H44V77H43ZM47 79H48V77H47ZM49 79H51L50 77H49ZM48 79V80H49ZM55 79V78H54ZM53 79V80H54ZM67 79V78H66ZM72 79V78H71ZM86 79H87V77H86ZM88 79H90V78H88ZM87 79V80H88ZM112 80H113V78H111ZM115 79V78H114ZM119 79V78H118ZM122 79V78H121ZM166 80H167V78H165ZM238 79L240 80V81H238ZM261 79V78H260ZM63 80V79H62ZM69 80V79H68ZM161 80H163V79H161ZM170 80V79H169ZM183 80H181V81H183ZM262 80V79H261ZM264 80V79H263ZM262 80V81H263ZM30 81V80H29ZM28 81V82H29ZM35 81V80H34ZM47 81V80H46ZM61 81V80H60ZM75 81V80H74ZM79 81H81V80H79ZM99 81H100V79H99ZM115 81L117 82V80H114L113 82L115 83ZM123 81V80H122ZM121 80L119 81V83H121L122 82ZM172 81V80H171ZM177 81H179V79L177 80ZM181 81H179V82H181ZM255 81V80H254ZM0 82H2V80L0 81ZM9 82V81H8ZM13 82V81H12ZM18 82V81H17ZM32 82H33V80H32ZM45 82V81H44ZM53 81H51V83H52ZM94 82V81H93ZM103 82H105V81H103ZM158 82H160V81H158ZM165 82V81H164ZM247 82V83H248ZM23 83V82H22ZM30 83V82H29ZM34 83H36V81L34 82ZM43 83V82H42ZM41 83V84H42ZM48 83V82H47ZM54 83H56V82H54ZM58 83V82H57ZM56 83V84H57ZM68 83H70V81L68 82ZM72 83H73V81H72ZM76 83H78V82H76ZM81 83V82H80ZM83 83V82H82ZM88 83H92V82H88ZM99 83V82H98ZM102 83V82H101ZM114 83H113V85H114ZM161 84H162V81L160 82ZM166 83V82H165ZM164 83V84H165ZM173 83H175V82H173ZM260 83V82H259ZM4 84V83H3ZM7 84V83H6ZM11 84V83H10ZM17 84V83H16ZM19 84V83H18ZM67 84V83H66ZM66 84H63V85H66ZM84 84H86V83H84ZM106 84V83H105ZM125 84V85H126ZM158 84V85H157ZM164 84L162 85V86H164ZM167 84V83H166ZM229 84H228V86H229ZM261 84V83H260ZM5 85V84H4ZM3 85V86H4ZM20 85V84H19ZM23 85V84H22ZM21 85V86H22ZM26 85V84H25ZM32 85V84H31ZM34 85V84H33ZM48 85V84H47ZM52 85H53V83H52ZM73 86H74V84H72ZM71 85V86H72ZM78 85V84H77ZM81 85V84H80ZM94 85V84H93ZM98 87L100 86V84L98 85V84H96ZM102 85H103V83H102ZM111 84H109V86H110ZM118 85V84H117ZM170 85V84H169ZM185 85H186V83H185ZM236 85V84H235ZM242 85H244V84H242ZM262 85V84H261ZM1 86V85H0ZM12 86H13V84H12ZM27 86V85H26ZM26 86H25V88H26ZM38 86V85H37ZM69 86H70V84H69ZM84 86V85H83ZM166 86V85H165ZM171 86V85H170ZM251 86H253L252 84H251ZM255 86V85H254ZM15 87V86H14ZM35 86H33V88H34ZM39 87V86H38ZM60 87H61V84H60ZM59 87V88H60ZM63 87V86H62ZM61 87V88H62ZM66 87V86H65ZM64 87V88H65ZM78 88H79V85L77 86ZM81 87V86H80ZM90 87V86H89ZM93 87H95V86H93ZM93 87H92V89H93ZM107 87V86H106ZM114 87V86H113ZM112 87V88H113ZM117 87V86H116ZM116 87H114V88H116ZM159 87H161V85L159 86ZM237 87H239V86H237ZM246 87H250V84L248 85V86H246ZM245 87V88H246ZM3 88V87H2ZM6 88V87H5ZM8 88V87H7ZM7 88H6V90H7ZM20 88V87H19ZM21 88H23L24 89V87H21ZM40 88H41V86H40ZM47 88H48V86H47ZM51 87H49L48 89H50ZM74 88H76V87H74ZM83 88V87H82ZM82 88H79V89H82ZM91 88V87H90ZM90 88L89 89H87V90H90ZM101 88V87H100ZM123 88V87H122ZM129 88V87H128ZM127 88V89H128ZM134 88V89H135ZM138 88V89H139ZM153 88V89H152ZM162 88H164V87H162ZM171 88H172V86H171ZM180 88V87H179ZM184 88V87H183ZM4 89V88H3ZM9 89V88H8ZM16 89V88H15ZM46 89V88H45ZM53 89V88H52ZM77 89V88H76ZM85 89V88H84ZM99 89V88H98ZM117 89V88H116ZM116 89L115 90H113V89H111V91L113 90V91H116ZM125 89V88H124ZM126 89V90H127ZM129 89H131V88H129ZM139 89V90H140ZM147 89H149V90H147ZM166 89V88H165ZM219 89H217V90H219ZM225 89V88H224ZM226 89H228V87H226ZM252 89H253V87H252ZM259 89V88H258ZM10 90V89H9ZM18 90V89H17ZM21 90V89H20ZM19 90V91H20ZM35 90V89H34ZM39 90V89H38ZM41 90V92H43L42 90H44V89H40ZM47 90V89H46ZM57 91H58V89H56ZM63 90V89H62ZM68 90V89H67ZM75 90V89H74ZM101 90H102V88H101ZM108 90V89H107ZM110 90V89H109ZM108 90V91H109ZM118 90V89H117ZM230 90V89H229ZM236 90V89H235ZM248 90V89H247ZM250 90V89H249ZM255 90V89H254ZM3 91V90H2ZM1 91V92H2ZM8 91V90H7ZM6 91V92H7ZM22 91V90H21ZM25 91V90H24ZM27 91H30V89L29 90H27ZM31 91H33V90H31ZM48 91V90H47ZM50 91V90H49ZM64 91V90H63ZM81 91V90H80ZM84 91V90H83ZM91 91V90H90ZM96 91H97V89H96ZM95 91V92H96ZM103 91V90H102ZM121 91H123V89L121 90ZM142 91H140V92H142ZM155 91V90H154ZM167 91V90H166ZM222 91H224L223 89H222ZM251 91V90H250ZM14 92V91H13ZM18 92V91H17ZM33 92H35V91H33ZM38 92V91H37ZM50 92H52V91H50ZM94 92V93H95ZM97 92H99V91H97ZM132 92V91H131ZM138 92V91H137ZM157 92V91H156ZM204 92V93H203ZM220 92V91H219ZM233 92V91H232ZM240 92V91H239ZM243 92V91H242ZM15 93H16V91H15ZM19 93V92H18ZM25 93V92H24ZM31 93V92H30ZM30 93H28L29 94V96H31L30 95ZM40 93V92H39ZM47 93V92H46ZM56 93V92H55ZM60 93V92H59ZM65 93H67V92H65ZM73 93H75V92H73ZM88 93H89V91H88ZM92 93V92H91ZM101 93V92H100ZM103 93V92H102ZM111 93H113V92H111ZM115 93V92H114ZM122 93V92H121ZM136 93V92H135ZM139 93V92H138ZM142 93H144V92H142ZM141 93V94H142ZM155 93V92H154ZM173 93H176V92H174L173 91ZM178 93V92H177ZM188 93V94H189ZM211 93H213V92H210V94ZM214 93V95H216ZM237 93V92H236ZM249 93V92H248ZM253 93V92H252ZM32 94V93H31ZM45 94V93H44ZM68 94H69V92H68ZM90 94V93H89ZM106 94V93H105ZM109 93L107 92V95H108ZM118 94V93H117ZM125 94V93H124ZM129 94V93H128ZM141 94H139V95H141ZM150 94H152V93H150ZM163 94H165V93H163ZM163 94H162V97H165V96H163ZM167 94H168V92H167ZM179 94V93H178ZM183 94V93H182ZM189 94V95H190ZM14 95V94H13ZM23 95V94H22ZM33 95V94H32ZM37 95V94H36ZM48 95V94H47ZM55 95V94H54ZM57 95V94H56ZM61 95V94H60ZM63 95H65V94H63ZM78 95V94H77ZM102 95V94H101ZM110 95V94H109ZM108 95V96H109ZM113 95V94H112ZM112 95L110 96V97H112ZM130 95V94H129ZM131 95H134V93L132 94L131 93ZM136 95V94H135ZM134 95V96H135ZM139 95L137 96V97H139ZM154 95H156V94H154ZM173 95V94H172ZM224 95V94H223ZM247 95V94H246ZM253 95V94H252ZM6 96H8V94H6L5 95V97ZM10 96V95H9ZM15 96V95H14ZM18 95H16V97H17ZM26 96V95H25ZM44 96V95H43ZM70 96H72L71 95V93H70ZM81 96V95H80ZM93 96V95H92ZM95 96V95H94ZM103 96V95H102ZM102 96H100V98L102 97ZM115 96V98H116V95H114ZM113 96V97H114ZM118 96V95H117ZM121 96V95H120ZM144 95H142V96H140V98L142 97V98H144L143 97ZM153 96V95H152ZM158 96V95H157ZM160 96H161V94H160ZM174 96V95H173ZM188 96V95H187ZM186 96V97H187ZM232 96V95H231ZM240 96V95H239ZM244 96V95H243ZM2 97V96H1ZM11 97V96H10ZM10 97H9V99H10ZM15 97V98H16ZM49 97V96H48ZM52 97H53V95H52ZM63 97V96H62ZM75 97V96H74ZM79 97V96H78ZM77 97V99H79ZM99 97V96H98ZM97 97V98H98ZM107 97V96H106ZM123 98H124V96H122ZM132 97V96H131ZM151 97V96H150ZM154 97V96H153ZM170 97V96H169ZM203 97V98H204ZM226 97V96H225ZM246 97V96H245ZM244 97V98H245ZM261 97V96H260ZM7 98V97H6ZM19 98V97H18ZM26 98V97H25ZM34 98H36V97H34ZM34 98H32V100L34 99ZM42 98V97H41ZM57 98V97H56ZM96 98V97H95ZM96 98V99H97ZM105 98V97H104ZM115 98H114V100H115ZM121 98V97H120ZM120 98H119V100H120ZM126 98V97H125ZM124 98V99H125ZM128 98V97H127ZM176 98V97H175ZM174 98V99H175ZM184 98V97H183ZM205 98V99H206ZM224 98V97H223ZM223 98H221V99H223ZM227 98V97H226ZM237 98V97H236ZM243 97L241 96V99H242ZM1 99V98H0ZM12 99H14V98H12ZM20 99V98H19ZM18 99V100H19ZM27 99V98H26ZM30 99V98H29ZM45 99V98H44ZM58 99V98H57ZM70 99V98H69ZM71 99H72V97H71ZM74 99V98H73ZM85 99V98H84ZM90 99V98H89ZM106 99V98H105ZM113 99V98H112ZM148 99V98H147ZM155 99V98H154ZM157 99H158V97H157ZM163 99V98H162ZM166 99V98H165ZM173 99V100H174ZM199 99H201V98H199ZM250 99V98H249ZM256 99V98H255ZM261 99V98H260ZM263 99V98H262ZM4 100V99H3ZM15 100V99H14ZM23 100V99H22ZM21 100V101H22ZM36 100H38V98L36 99ZM42 100H43V98H42ZM48 100V99H47ZM50 100V99H49ZM55 100V99H54ZM59 100V99H58ZM81 100V99H80ZM79 100V101H80ZM88 100V99H87ZM100 100V99H99ZM112 101V102H115V101ZM134 100H135V98H134ZM145 100H146V98H145ZM156 100V99H155ZM178 100V99H177ZM180 100V99H179ZM211 100V99H210ZM227 100V99H226ZM229 100V99H228ZM247 100V99H246ZM1 101V100H0ZM10 101V100H9ZM28 101V100H27ZM34 101V100H33ZM41 101V100H40ZM63 101H64V99L62 100V102L61 103H63ZM71 101V100H70ZM69 101V103H71ZM76 101V100H75ZM79 101H77V102H79ZM81 101H83V100H81ZM81 101H80V103H81ZM90 101H92V100H90ZM90 101H88V102H90ZM93 101H95V99H93ZM101 101V100H100ZM111 100L109 99V102H110ZM122 101V100H121ZM130 101H132V100H130ZM138 101H139V99H138ZM143 101V100H142ZM151 101H153L152 99H151ZM160 101V100H159ZM165 101V100H164ZM167 101V100H166ZM172 101V100H171ZM170 101V102H171ZM176 101V100H175ZM181 101H183V100H181ZM245 101V100H244ZM2 102V101H1ZM4 102H7V101H4ZM32 102V101H31ZM46 102V101H45ZM50 102H52V101H49V103ZM68 102V101H67ZM119 102V101H118ZM123 103H125V101H122ZM129 102V101H128ZM135 102V101H134ZM145 102V101H144ZM147 102H149V101H147ZM156 102H158V101H154V103H156ZM161 102H162V100H161ZM161 102H160V104H161ZM178 102H180V101H178ZM177 102V103H178ZM202 102V101H201ZM252 102V101H251ZM13 103V102H12ZM15 103V102H14ZM24 103V102H23ZM28 103V102H27ZM64 103H65V101H64ZM79 103V104H80ZM95 103V102H94ZM94 103H91L92 104V106H93V104ZM100 103H102V102H100ZM121 103V102H120ZM122 103V104H123ZM137 103V102H136ZM150 103H152V102H150ZM165 103V102H164ZM182 103V102H181ZM223 103H224V100H223ZM227 103V102H226ZM239 103V102H238ZM1 104V103H0ZM3 104V103H2ZM30 104H32V103H30ZM37 104V103H36ZM36 104H34V105H36ZM40 104V103H39ZM42 105H43V103H41ZM54 104V103H53ZM56 104V103H55ZM74 104V103H73ZM76 104V103H75ZM74 104V105H75ZM82 104V103H81ZM104 104V103H103ZM131 104H133V102L131 103ZM141 104V103H140ZM140 104H138V105H140ZM157 104V103H156ZM248 104V103H247ZM29 105V104H28ZM38 105V104H37ZM41 105V107L40 108H42V107H44V106H42ZM47 105V104H46ZM58 105H60V104H58ZM57 105V106H58ZM70 105H72V103L70 104ZM69 105V106H70ZM73 105V106H74ZM83 105V104H82ZM86 105V104H85ZM96 105H97V103H96ZM95 105V106H96ZM105 105V104H104ZM117 105H119L120 107H121V105L120 104H117ZM125 105V104H124ZM134 105H136V104H134ZM138 105H136V106H133V107H138ZM143 105V104H142ZM154 105V104H153ZM152 105V106H153ZM166 105V104H165ZM175 105V104H174ZM173 105V106H174ZM179 105V104H178ZM223 105V104H222ZM250 105V104H249ZM256 105V104H255ZM8 106V105H7ZM7 106H6V108H7ZM18 106H19V103H18ZM21 106V105H20ZM26 106V105H25ZM56 106V107H57ZM66 106V105H65ZM68 106V105H67ZM76 106V105H75ZM75 106H74V108H75ZM78 106V105H77ZM118 106V107H119ZM126 106V105H125ZM132 106V105H131ZM130 106V107H131ZM141 106V105H140ZM139 106V107H140ZM159 106V105H158ZM196 106V105H195ZM211 106V105H210ZM216 106H219V105H216ZM224 106V105H223ZM227 106V105H226ZM14 107V106H13ZM38 107H39V105H38ZM51 107H53V106H51L50 105V108ZM61 107V106H60ZM63 107H64V105H63ZM80 107V106H79ZM79 107H77V108H79ZM88 107H89V105H88ZM113 107V106H112ZM128 107V106H127ZM127 107H126V109H127ZM157 107V106H156ZM161 107H163V106H161ZM200 107V106H199ZM255 107H257V106H255ZM10 108V107H9ZM32 108V107H31ZM68 108H70V107H68ZM76 108V109H77ZM81 108H82V106H81ZM83 108H84V106H83ZM90 108H91V106H90ZM99 109L101 108V106L99 105V107H98ZM149 108V107H148ZM152 108V107H151ZM219 108V107H218ZM225 108V110L224 111H222V112H225L226 111V107H224ZM233 108V107H232ZM8 109V108H7ZM18 109V108H17ZM24 109V108H23ZM28 109H29V106H28ZM33 109V108H32ZM44 109V108H43ZM61 109H62V107H61ZM65 109V108H64ZM73 109V108H72ZM71 109V110H72ZM97 109V108H96ZM113 109V108H112ZM115 109H116V107H115ZM118 109V108H117ZM116 109V110H117ZM136 109V108H135ZM155 109H158V108H155ZM190 109V108H189ZM221 109V108H220ZM239 109V108H238ZM260 109V108H259ZM1 110V109H0ZM25 110V109H24ZM31 110V109H30ZM35 110H36V108H35ZM57 110V109H56ZM60 110V109H59ZM63 110V109H62ZM69 110V109H68ZM75 110V109H74ZM79 110H80V108H79ZM87 110H88V108H87ZM94 110V109H93ZM101 110V109H100ZM107 110V109H106ZM105 110V111H106ZM130 110V109H129ZM145 109H143V111H144ZM162 110V109H161ZM168 110V109H167ZM196 110V109H195ZM255 110V109H254ZM261 110V109H260ZM6 111V110H5ZM8 111V110H7ZM15 111H16V109H15ZM20 111V110H19ZM34 111V110H33ZM37 111H39V110H37ZM43 110H41V112H42ZM46 111V110H45ZM78 111V110H77ZM82 111V110H81ZM80 111V112H81ZM83 111H84V109H83ZM99 111V110H98ZM97 111V112H98ZM108 111V110H107ZM127 111V110H126ZM125 111V112H126ZM133 111H134V109H133ZM137 111H138V109H137ZM171 111V110H170ZM197 111V110H196ZM199 111V110H198ZM212 111V110H211ZM21 112V111H20ZM19 112V113H20ZM29 112V111H28ZM32 112V111H31ZM41 112H39V113H41ZM49 112V111H48ZM65 113H66V110L64 111ZM70 112V111H69ZM72 112H74L73 110H72ZM84 112H86V111H84ZM89 112H90V110H89ZM94 112V111H93ZM99 112H101V111H99ZM111 112V111H110ZM116 113L118 112V111H115ZM114 112V113H115ZM122 112V111H121ZM140 112V111H139ZM151 112H152V110H151ZM154 112V111H153ZM240 112V111H239ZM5 113V112H4ZM15 113V112H14ZM18 113V112H17ZM23 113H25V112H23ZM38 113V114H39ZM62 113V112H61ZM77 113H79V112H77ZM91 113V112H90ZM90 113H88V114H90ZM108 113V112H107ZM115 113V114H116ZM123 113H124V111H123ZM130 113V112H129ZM144 113V112H143ZM146 114H147V112H145ZM144 113V114H145ZM162 113V112H161ZM21 114V113H20ZM35 114V113H34ZM68 114V113H67ZM72 114V113H71ZM76 114V113H75ZM84 114V113H83ZM86 114V113H85ZM87 114V115H88ZM97 114V113H96ZM101 114H104V113H102L101 112ZM133 114V113H132ZM139 114V113H138ZM177 114V113H176ZM187 114V113H186ZM225 114V113H224ZM224 114H222V115H224ZM242 114V113H241ZM249 114V113H248ZM261 114V113H260ZM5 115V114H4ZM16 116H18L17 114H15ZM22 115H24V114H22ZM53 115V114H52ZM57 115V114H56ZM59 115V114H58ZM61 115V114H60ZM70 115V114H69ZM91 115H92V113H91ZM99 115V114H98ZM109 115H112V114H109ZM117 115H118V113H117ZM117 115H114V116H117ZM129 115V114H128ZM1 116V115H0ZM9 116V115H8ZM35 116V115H34ZM36 116H39V115H37L36 114ZM51 116V115H50ZM49 116V117H50ZM55 116V115H54ZM62 116V115H61ZM90 116V115H89ZM93 116V115H92ZM119 116V115H118ZM136 116V115H135ZM139 116H141V113H140V115ZM145 116V115H144ZM148 116V115H147ZM167 116V115H166ZM214 116V115H213ZM4 117V116H3ZM19 117V116H18ZM27 117H28V115H27ZM39 117H41V116H39ZM38 117V118H39ZM51 117H53V116H51ZM60 117V116H59ZM59 117L57 118V119H59ZM66 117H67V115H66ZM66 117H65V119L63 120L62 119V121H65L66 120ZM70 117V116H69ZM131 117V116H130ZM132 117H133V115H132ZM224 117V116H223ZM261 117V116H260ZM259 117V118H260ZM13 118H15V117H13ZM42 118V117H41ZM43 118H45V117H43ZM43 118H42V120H43ZM47 118V117H46ZM73 118V117H72ZM71 118V119H72ZM81 118V117H80ZM84 118V117H83ZM88 118V120H90L89 119V117H87ZM110 118V117H109ZM135 118V117H134ZM140 118V117H139ZM139 118H135V119H139ZM164 118V117H163ZM196 118V117H195ZM230 118V117H229ZM245 118V117H244ZM247 118V117H246ZM250 118H251V116H250ZM7 119V118H6ZM29 119H31V118H29ZM35 119V118H34ZM67 119H68V117H67ZM74 119H75V117H74ZM76 119H79V118H77L76 117ZM112 119V118H111ZM182 119V118H181ZM192 119V118H191ZM221 119V118H220ZM231 119V118H230ZM258 119V118H257ZM2 120V119H1ZM9 120V119H8ZM15 120V119H14ZM18 120V119H17ZM21 120H24V116H23V119H21ZM20 120V121H21ZM26 120V119H25ZM33 120V119H32ZM41 120V121H42ZM47 120V119H46ZM46 120H44V121H46ZM50 120V119H49ZM54 120V119H53ZM61 120V119H60ZM68 120H70V118L68 119ZM67 120V121H68ZM82 120V119H81ZM92 120V119H91ZM120 120V119H119ZM126 120V119H125ZM124 120V121H125ZM128 120V119H127ZM129 120H131V119H129ZM146 120H147V118H146ZM169 120V119H168ZM229 120V119H228ZM263 120V119H262ZM3 121V120H2ZM12 121V120H11ZM38 121H40V119H38ZM57 121V120H56ZM72 121V120H71ZM84 121H85V119H84ZM114 121V120H113ZM123 121V122H124ZM143 121V120H142ZM197 121V120H196ZM204 121V120H203ZM222 121H223V118H222ZM258 121V120H257ZM54 122V121H53ZM61 122V121H60ZM76 122V121H75ZM95 122V121H94ZM111 122V121H110ZM128 122V121H127ZM130 122V121H129ZM135 122V121H134ZM159 122V121H158ZM165 122V121H164ZM176 122V121H175ZM206 122V121H205ZM220 122V121H219ZM234 122V121H233ZM232 122V123H233ZM238 122V121H237ZM236 122V123H237ZM2 123V122H1ZM9 123V122H8ZM13 123V122H12ZM22 123H24V121L22 122ZM38 123V122H37ZM46 123H48V122H46ZM62 123V122H61ZM137 123V122H136ZM135 123V124H136ZM142 123V122H141ZM169 123V122H168ZM226 123V122H225ZM225 123H223V124H225ZM235 123V124H236ZM258 123H260V122H258ZM262 123V122H261ZM10 124V123H9ZM33 124V123H32ZM49 124V123H48ZM47 124V125H48ZM83 124V123H82ZM95 124V123H94ZM123 124H125V123H123ZM144 124V123H143ZM146 124V123H145ZM148 124V123H147ZM163 124V123H162ZM167 124V123H166ZM165 124V125H166ZM170 124V123H169ZM198 124V123H197ZM205 124V123H204ZM221 124V123H220ZM230 124V123H229ZM26 125V124H25ZM36 125V124H35ZM40 125H42V124H40ZM44 125V124H43ZM55 125H56V123H55ZM73 125V124H72ZM113 125V124H112ZM111 125V126H112ZM130 125V124H129ZM200 125V124H199ZM232 125V124H231ZM12 126H13V124H12ZM24 126V125H23ZM37 126V125H36ZM67 126V125H66ZM70 126V125H69ZM68 126V127H69ZM80 126V125H79ZM79 126H77V127H79ZM85 126V125H84ZM90 126V125H89ZM96 126V125H95ZM100 126V125H99ZM146 126V125H145ZM150 126V125H149ZM163 126V125H162ZM171 126V125H170ZM174 126V125H173ZM227 126V125H226ZM247 126V125H246ZM264 126V125H263ZM25 127V126H24ZM35 127V126H34ZM33 127V128H34ZM41 127V126H40ZM45 127V126H44ZM83 127V126H82ZM91 127V126H90ZM98 127V126H97ZM134 127V126H133ZM140 127H142V126H140ZM155 127V126H154ZM158 127H159V125H158ZM219 127V126H218ZM235 127V126H234ZM256 127H257V125H256ZM22 128V127H21ZM25 128H27V127H25ZM30 128V127H29ZM47 128V127H46ZM53 128V127H52ZM59 128V127H58ZM57 128V129H58ZM70 128V127H69ZM75 128V127H74ZM105 128H107V126L105 127ZM119 128V127H118ZM167 128H169V127H167ZM187 128V127H186ZM201 128V127H200ZM203 128L205 129V126H203ZM213 128V127H212ZM225 128H227V127H225ZM230 128V127H229ZM248 128H250V127H248ZM261 128V127H260ZM11 129V128H10ZM102 129V128H101ZM100 129V130H101ZM127 129V128H126ZM131 129V128H130ZM139 129V128H138ZM174 129V128H173ZM191 129V128H190ZM197 129V128H196ZM223 129V128H222ZM246 129V128H245ZM258 129V128H257ZM9 130V129H8ZM32 130V129H31ZM34 130V129H33ZM66 130H67V128H66ZM92 130H94V129H92ZM168 130V129H167ZM178 130V129H177ZM189 130V129H188ZM209 130V129H208ZM227 130V129H226ZM229 130V129H228ZM4 131V130H3ZM28 131V130H27ZM46 131V130H45ZM62 131H63V129H62ZM65 131V130H64ZM73 131V130H72ZM80 131V130H79ZM91 131V130H90ZM97 131V130H96ZM104 131V130H103ZM126 131V130H125ZM155 131H157L156 129H155ZM252 131V130H251ZM255 131V130H254ZM264 131V130H263ZM52 132V131H51ZM50 132V133H51ZM61 132V131H60ZM85 132H86V130H85ZM88 132V131H87ZM95 132V131H94ZM101 132H102V130H101ZM216 132V131H215ZM9 133V132H8ZM30 133V132H29ZM36 133V132H35ZM65 133V132H64ZM96 133V132H95ZM156 133V132H155ZM176 133V132H175ZM196 133V132H195ZM224 133V132H223ZM222 133V134H223ZM232 133V132H231ZM21 134V133H20ZM19 134V135H20ZM23 134V133H22ZM32 134H33V132H32ZM58 134V133H57ZM107 134H108V132H107ZM115 134V133H114ZM121 134V133H120ZM126 134H128V133H126ZM167 134V133H166ZM184 134V133H183ZM208 134V133H207ZM212 134V133H211ZM259 134V133H258ZM42 135V134H41ZM60 135V134H59ZM75 135V134H74ZM103 135H104V133H103ZM102 135V136H103ZM147 135V134H146ZM168 135V134H167ZM166 135V136H167ZM172 135V134H171ZM209 135V134H208ZM215 135V134H214ZM225 135V134H224ZM229 135V134H228ZM255 135H256V133H255ZM263 135V134H262ZM32 136V135H31ZM39 136V135H38ZM48 136V135H47ZM51 136V135H50ZM169 136V135H168ZM204 136V135H203ZM28 137V136H27ZM43 137V136H42ZM66 137V136H65ZM77 137V136H76ZM83 137V136H82ZM96 137H98V136H96ZM104 137V136H103ZM121 137V136H120ZM135 137V136H134ZM155 137V136H154ZM181 137V136H180ZM210 137V136H209ZM257 137V136H256ZM13 138V137H12ZM34 138V137H33ZM57 138V137H56ZM64 138V137H63ZM133 138V137H132ZM144 138V137H143ZM142 138V139H143ZM149 138H150V136H149ZM166 138V137H165ZM175 138V137H174ZM258 138H259V136H258ZM37 139V138H36ZM44 139V138H43ZM52 139V138H51ZM91 139V138H90ZM96 139V138H95ZM169 139V138H168ZM193 139V138H192ZM196 139V138H195ZM201 139V138H200ZM247 139V138H246ZM28 140V139H27ZM31 140V139H30ZM77 140V139H76ZM154 140V139H153ZM167 140V139H166ZM170 140V139H169ZM172 140V139H171ZM177 140V139H176ZM250 140V139H249ZM256 140V139H255ZM23 141V140H22ZM25 141V140H24ZM36 141V140H35ZM94 141V140H93ZM109 141V140H108ZM163 141H165V140H163ZM175 141V140H174ZM181 141V140H180ZM19 142H20V140H19ZM49 142V141H48ZM61 142V141H60ZM72 142V141H71ZM98 142V141H97ZM107 142V141H106ZM119 142V141H118ZM167 142V141H166ZM165 142V143H166ZM172 142V141H171ZM185 142V141H184ZM236 142V141H235ZM10 143V142H9ZM32 143V142H31ZM50 143V142H49ZM52 143V142H51ZM95 143H96V141H95ZM101 143V142H100ZM99 143V144H100ZM168 143H169V141H168ZM218 143V142H217ZM234 143V142H233ZM246 143V142H245ZM248 143V142H247ZM42 144V143H41ZM62 144V143H61ZM74 144V143H73ZM103 144V143H102ZM101 144V145H102ZM108 145H109V143H107ZM106 144V145H107ZM120 144V143H119ZM118 144V145H119ZM130 144V143H129ZM132 144V143H131ZM145 144V143H144ZM24 145V144H23ZM125 145V144H124ZM167 145V144H166ZM225 145V144H224ZM70 146V145H69ZM136 146V145H135ZM180 146V145H179ZM205 146V145H204ZM219 146H220V144H219ZM255 146V145H254ZM33 147V146H32ZM91 147V146H90ZM160 147V146H159ZM167 147V146H166ZM172 147V146H171ZM177 147V146H176ZM193 147V146H192ZM207 147V146H206ZM213 147V146H212ZM224 147V146H223ZM34 148V147H33ZM65 148V147H64ZM95 148V147H94ZM123 148V147H122ZM134 148V147H133ZM173 148V147H172ZM181 148V147H180ZM250 148V147H249ZM256 147H254V149H255ZM263 148H264V146H263ZM74 149V148H73ZM103 149V148H102ZM115 149V148H114ZM124 149H125V147H124ZM128 149V148H127ZM144 149V148H143ZM161 149H162V147H161ZM175 149V148H174ZM187 149V148H186ZM26 150V149H25ZM129 150V149H128ZM150 150V149H149ZM153 150V149H152ZM157 150V149H156ZM164 150V149H163ZM162 150V151H163ZM181 150V149H180ZM217 150V149H216ZM225 150V149H224ZM227 150V149H226ZM46 151V150H45ZM155 151V150H154ZM165 151V150H164ZM174 151V150H173ZM179 151V150H178ZM185 151V150H184ZM208 151V150H207ZM215 151V150H214ZM223 151V150H222ZM221 151V152H222ZM96 152V151H95ZM122 152V151H121ZM133 152H134V150H133ZM202 152V151H201ZM243 152V151H242ZM18 153V152H17ZM22 153H23V151H22ZM26 153V152H25ZM44 153V152H43ZM105 153V152H104ZM142 153V152H141ZM160 153V152H159ZM182 153V152H181ZM219 153V152H218ZM225 153V152H224ZM70 154V153H69ZM72 154V153H71ZM80 154V153H79ZM121 154V153H120ZM119 154V155H120ZM135 154H137V152L135 153ZM140 154V153H139ZM166 154V153H165ZM185 154V153H184ZM205 154V153H204ZM235 154V153H234ZM164 155V154H163ZM206 155V154H205ZM262 155V154H261ZM17 156V155H16ZM90 156V155H89ZM99 156V155H98ZM136 156V155H135ZM134 156V157H135ZM162 156V155H161ZM191 156V155H190ZM250 156V155H249ZM38 157V156H37ZM71 157V156H70ZM97 157V156H96ZM102 157V156H101ZM159 157V156H158ZM169 157V156H168ZM187 157V156H186ZM11 158V157H10ZM90 158V157H89ZM163 158V157H162ZM184 158H185V156H184ZM188 158V157H187ZM5 159V158H4ZM21 159V158H20ZM65 159V158H64ZM159 159V158H158ZM191 159V158H190ZM197 159V158H196ZM41 160V159H40ZM105 160H107V159H105ZM131 160V159H130ZM135 160V159H134ZM139 160V159H138ZM155 160V159H154ZM175 160V159H174ZM184 160V159H183ZM188 160V159H187ZM199 160V159H198ZM202 160V159H201ZM222 160V159H221ZM234 160V159H233ZM22 161V160H21ZM42 161V160H41ZM60 161V160H59ZM133 161V160H132ZM151 161V160H150ZM207 161V160H206ZM251 161V160H250ZM12 162V161H11ZM17 162V161H16ZM34 162V161H33ZM223 162H225V161H223ZM3 163V162H2ZM28 163V162H27ZM49 163V162H48ZM150 163V162H149ZM196 163V162H195ZM199 163V162H198ZM210 163V162H209ZM208 163V164H209ZM215 163V162H214ZM234 163V162H233ZM19 164V163H18ZM30 164V163H29ZM114 164V163H113ZM143 164V163H142ZM181 164H183V163H181ZM219 164V163H218ZM226 164H228V163H226ZM236 164V163H235ZM9 165V164H8ZM36 165V164H35ZM34 165V166H35ZM67 165V164H66ZM150 165V164H149ZM193 165V164H192ZM222 165H224V164H222ZM229 165V164H228ZM56 166V165H55ZM87 166V165H86ZM117 166V165H116ZM140 166V165H139ZM159 166V165H158ZM207 166V165H206ZM227 166V165H226ZM234 166V165H233ZM19 167V166H18ZM59 167V166H58ZM7 168V167H6ZM26 168V167H25ZM64 168V167H63ZM81 168V167H80ZM132 168V167H131ZM136 168V167H135ZM155 168V167H154ZM169 168V167H168ZM177 168V167H176ZM179 168V167H178ZM181 168V167H180ZM198 168V167H197ZM223 168V167H222ZM40 169V168H39ZM38 169V170H39ZM44 169V168H43ZM52 169V168H51ZM65 169V168H64ZM139 169V168H138ZM156 169V168H155ZM173 169H175V168H173ZM184 169V168H183ZM187 169V168H186ZM191 169V168H190ZM218 169V168H217ZM228 169V168H227ZM28 170V169H27ZM33 170V169H32ZM47 170V169H46ZM50 170V169H49ZM58 170V169H57ZM68 170V169H67ZM142 170H143V168H142ZM161 170V169H160ZM193 170H194V168H193ZM29 171V170H28ZM90 171H92V170H90ZM133 171V170H132ZM139 171V170H138ZM141 171V170H140ZM146 171V170H145ZM150 171V170H149ZM155 171V170H154ZM163 171V170H162ZM173 171V170H172ZM213 171V170H212ZM255 171V170H254ZM3 172H5V171H3ZM34 172V171H33ZM75 172V171H74ZM227 172V171H226ZM225 172V173H226ZM230 172V171H229ZM239 172V171H238ZM7 173V172H6ZM31 173V172H30ZM39 173V172H38ZM49 173V172H48ZM141 173V172H140ZM171 173V172H170ZM178 173V172H177ZM224 173V174H225ZM232 173V172H231ZM256 173V172H255ZM131 174V173H130ZM129 174V175H130ZM151 174V173H150ZM183 174V173H182ZM239 174V173H238ZM262 174V173H261ZM8 175V174H7ZM45 175H46V173H45ZM67 175V174H66ZM80 175V174H79ZM177 175V174H176ZM188 175V174H187ZM216 175V174H215ZM222 175V174H221ZM232 175V174H231ZM231 175H229V176H231ZM250 175V174H249ZM9 176V175H8ZM7 176V177H8ZM225 176V175H224ZM228 176V175H227ZM233 176V175H232ZM239 176V175H238ZM261 176V175H260ZM28 177V176H27ZM127 177H128V175H127ZM131 177V176H130ZM164 177H166L165 175H164ZM176 177V176H175ZM175 177H173V178H175ZM188 177V176H187ZM20 178V177H19ZM119 178V177H118ZM126 178V177H125ZM132 178V177H131ZM222 178V177H221ZM226 178V177H225ZM234 178H235V175H234ZM233 177L232 178H230V180L231 179H234ZM242 178H244V177H241V179ZM249 178V177H248ZM126 179H128V178H126ZM145 179V178H144ZM164 179V178H163ZM193 179V178H192ZM196 179V178H195ZM209 179V178H208ZM207 179V180H208ZM212 179V178H211ZM228 179V178H227ZM245 179V178H244ZM261 179V178H260ZM264 179V178H263ZM132 180H133V178H132ZM166 180H167V178H166ZM176 180H179V179H177V177H176ZM224 180H226V179H224ZM256 180V179H255ZM262 180V179H261ZM8 181V180H7ZM73 181V180H72ZM121 181V180H120ZM124 181V180H123ZM131 181V180H130ZM139 181V180H138ZM175 181V180H174ZM173 181V182H174ZM186 181V180H185ZM220 181V180H219ZM241 181V180H240ZM249 181V180H248ZM254 181V180H253ZM165 182V181H164ZM168 182V181H167ZM184 182V181H183ZM224 182V181H223ZM234 182V181H233ZM237 182V181H236ZM259 182H261V181H259ZM258 182V183H259ZM35 183H36V181H35ZM160 183H162V182H160ZM177 183H179V182H177ZM186 183V182H185ZM226 183V182H225ZM225 183H223V185H221L222 186V188H223V186H224V184ZM235 183V182H234ZM127 184V183H126ZM142 184V183H141ZM144 184V183H143ZM159 184V183H158ZM163 184V183H162ZM169 184V183H168ZM184 184V183H183ZM44 185H45V183H44ZM132 185V184H131ZM186 185V184H185ZM259 185V184H258ZM19 186V185H18ZM172 186V185H171ZM195 186V185H194ZM220 186V185H219ZM227 186V185H226ZM128 187V186H127ZM167 187V186H166ZM207 187V186H206ZM21 188V187H20ZM131 188V187H130ZM142 188V187H141ZM220 188V187H219ZM225 188V187H224ZM234 188V187H233ZM246 188V187H245ZM19 189V188H18ZM122 189V188H121ZM157 189V188H156ZM162 189H164V188H162ZM175 189V188H174ZM192 189V188H191ZM261 189V188H260ZM37 190V189H36ZM35 190V191H36ZM135 190V189H134ZM137 190H138V188H137ZM136 190V191H137ZM5 191V190H4ZM165 191V190H164ZM163 191V192H164ZM214 191V190H213ZM6 192V191H5ZM123 192H124V190H123ZM179 192V191H178ZM188 192V191H187ZM223 191H221V193H222ZM158 193V192H157ZM172 193V192H171ZM180 193V192H179ZM216 193V192H215ZM3 194V193H2ZM139 194V193H138ZM151 194V193H150ZM167 194H168V192H167ZM187 194V193H186ZM203 194V193H202ZM32 195V194H31ZM45 195V194H44ZM130 195V194H129ZM164 195V194H163ZM169 196L171 195V194H168ZM180 195V194H179ZM188 195V194H187ZM228 195V194H227ZM1 196V195H0ZM131 196V195H130ZM160 196V195H159ZM174 196V195H173ZM218 196H219V194H218ZM222 196V195H221ZM255 196V195H254ZM257 196V195H256ZM18 197V196H17ZM155 197V196H154ZM216 197V196H215ZM261 197V196H260ZM178 198V197H177ZM242 198V197H241ZM257 198V197H256ZM106 199V198H105ZM133 199V198H132ZM157 199V198H156ZM202 199V198H201ZM237 199V198H236ZM243 199V198H242ZM255 199V198H254ZM6 200V199H5ZM155 200V199H154ZM161 200V199H160ZM172 200V199H171ZM207 200V199H206ZM227 200V199H226ZM250 200V199H249ZM18 201V200H17ZM138 201V200H137ZM143 201V200H142ZM175 201V200H174ZM187 201V200H186ZM215 201V200H214ZM231 200H229V202H230ZM116 202V201H115ZM124 202V201H123ZM220 202V201H219ZM235 202V201H234ZM46 203V202H45ZM130 203V202H129ZM138 203V202H137ZM136 203V204H137ZM152 203V202H151ZM154 203V202H153ZM210 203V202H209ZM215 203V202H214ZM237 203H238V201H237ZM263 203V202H262ZM144 204V203H143ZM146 204V203H145ZM158 204V203H157ZM168 204V203H167ZM166 204V205H167ZM188 204V203H187ZM228 204V203H227ZM232 204V203H231ZM235 204V203H234ZM240 204V203H239ZM103 205V204H102ZM176 205V204H175ZM222 205H225V204H222ZM243 205V204H242ZM123 206V205H122ZM168 206V205H167ZM212 206H213V204H212ZM233 206V205H232ZM248 206V205H247ZM126 207V206H125ZM156 207V206H155ZM186 207V206H185ZM214 207V206H213ZM217 207V206H216ZM231 207V206H230ZM170 208V207H169ZM178 208V207H177ZM195 208V207H194ZM227 208V207H226ZM232 208V207H231ZM126 209V208H125ZM172 209V208H171ZM197 209V208H196ZM223 209V208H222ZM248 209V208H247ZM251 209V208H250ZM160 210V209H159ZM175 210V209H174ZM189 210V209H188ZM208 210V209H207ZM215 210V209H214ZM225 210V209H224ZM227 210V209H226ZM173 211V210H172ZM196 211V210H195ZM213 211V210H212ZM218 211V210H217ZM160 212V211H159ZM222 212V211H221ZM225 212V211H224ZM232 212H233V210H232ZM231 212V213H232ZM250 212V211H249ZM127 213V212H126ZM161 213V212H160ZM159 213V214H160ZM171 213V212H170ZM200 213V212H199ZM219 213V212H218ZM223 213V212H222ZM226 213H228L227 211H226ZM235 213H236V211H235ZM245 213V212H244ZM243 213V214H244ZM207 214V213H206ZM229 214V213H228ZM242 214V215H243ZM179 215V214H178ZM183 215V214H182ZM204 215H205V213H204ZM224 215V214H223ZM230 215H232V214H230ZM247 215V214H246ZM259 215V214H258ZM160 216V215H159ZM184 216V215H183ZM189 216H191V215H189ZM233 216V215H232ZM236 216V215H235ZM1 217V216H0ZM146 217V216H145ZM167 217V216H166ZM175 217H177V216H175ZM242 217V216H241ZM261 217V216H260ZM130 218V217H129ZM144 218V217H143ZM215 218V217H214ZM224 218V217H223ZM104 219V218H103ZM222 219V218H221ZM149 220H150V218H149ZM154 220V219H153ZM157 220H159V219H157ZM104 221V220H103ZM252 221H253V219H252ZM257 221V220H256ZM259 221V220H258ZM47 222V221H46ZM159 222V221H158ZM199 222V221H198ZM251 222V221H250ZM103 223V222H102ZM134 223H136V222H134ZM169 223V222H168ZM224 223V222H223ZM133 224V223H132ZM137 224V223H136ZM163 224V223H162ZM191 224V223H190ZM226 224V223H225ZM105 225V224H104ZM152 225V224H151ZM180 225V224H179ZM188 225H189V223H188ZM220 225H222V224H220ZM228 225V224H227ZM127 226V225H126ZM157 226H158V224H157ZM182 226V225H181ZM236 226V225H235ZM249 226V225H248ZM262 226V225H261ZM101 227V226H100ZM110 227V226H109ZM113 227V226H112ZM148 227V226H147ZM164 227V226H163ZM223 227V226H222ZM96 228V227H95ZM195 228V227H194ZM104 229V228H103ZM137 229H139V228H137ZM157 229V228H156ZM210 229V228H209ZM245 229H247V228H245ZM150 230V229H149ZM216 230V229H215ZM144 231V230H143ZM239 231V230H238ZM258 231V230H257ZM218 232V231H217ZM228 232V231H227ZM234 232V231H233ZM253 232V231H252ZM153 233V232H152ZM193 233V232H192ZM200 233V232H199ZM207 233V232H206ZM216 233V232H215ZM169 234V233H168ZM184 234V233H183ZM205 234V233H204ZM203 234V235H204ZM252 234V233H251ZM250 234V235H251ZM143 235V234H142ZM149 235V234H148ZM159 235V234H158ZM157 235V236H158ZM199 235V234H198ZM209 235H210V233H209ZM218 235V234H217ZM229 235V234H228ZM256 235V234H255ZM172 236V235H171ZM181 236H183V235H181ZM216 236V235H215ZM220 236V235H219ZM122 237V236H121ZM177 237V236H176ZM189 237V236H188ZM199 237V236H198ZM224 237V236H223ZM246 237V236H245ZM261 237V236H260ZM263 237V236H262ZM138 238V237H137ZM152 238V237H151ZM186 238V237H185ZM196 238V237H195ZM206 238H207V236H206ZM210 238V237H209ZM215 238V237H214ZM213 238V239H214ZM131 239V238H130ZM153 239V238H152ZM172 239V238H171ZM257 239V238H256ZM58 240V239H57ZM94 240V239H93ZM121 240V239H120ZM169 240V239H168ZM202 240V239H201ZM220 240H223V239H220ZM226 240V239H225ZM123 241H124V239H123ZM173 241V240H172ZM229 241V240H228ZM247 241V240H246ZM125 242V241H124ZM135 242H136V240H135ZM193 242V241H192ZM198 242V241H197ZM206 242V241H205ZM216 242V241H215ZM223 242V241H222ZM230 242L232 243V241L230 240ZM229 242V243H230ZM243 242V241H242ZM259 242H261V240L259 241ZM121 243V242H120ZM123 243V242H122ZM161 243V242H160ZM177 243V242H176ZM180 243V242H179ZM201 243V242H200ZM211 243V242H210ZM218 243V242H217ZM217 243H215V244H217ZM264 243V242H263ZM155 244V243H154ZM220 244V243H219ZM244 244V243H243ZM259 244V243H258ZM262 244V243H261ZM138 246V245H137ZM179 246V245H178ZM194 246V245H193ZM208 246V245H207ZM245 246V245H244ZM251 246V245H250ZM144 247V246H143ZM199 247V246H198ZM214 247V246H213ZM236 247V246H235ZM253 247H255V246H253ZM125 248H126V246H125ZM173 248V247H172ZM262 248V247H261ZM152 249V248H151ZM167 249V248H166ZM224 249V248H223ZM227 249V248H226ZM133 250H135V249H133ZM155 250V249H154ZM153 250V251H154ZM168 250V249H167ZM229 250V249H228ZM137 251V250H136ZM238 251H239V249H238ZM171 252V251H170ZM192 252V251H191ZM216 252V251H215ZM245 252V251H244ZM211 253V252H210ZM216 253H219V251L218 252H216ZM258 253V252H257ZM143 254V253H142ZM215 254V253H214ZM228 254V253H227ZM245 254V253H244ZM186 255V254H185ZM208 255V254H207ZM133 256V255H132ZM189 256V255H188ZM192 256V255H191ZM226 256V255H225ZM233 256V255H232ZM129 257H130V255H129ZM151 257V256H150ZM221 257V256H220ZM223 257V256H222ZM221 257V258H222ZM246 257V256H245ZM82 258V257H81ZM196 258H197V256H196ZM219 258V257H218ZM247 258V257H246ZM96 259V258H95ZM203 259V258H202ZM213 259V258H212ZM235 259V258H234ZM74 260V259H73ZM166 260H168V259H166ZM188 260H189V258H188ZM191 260V259H190ZM224 260V259H223ZM258 260V259H257ZM128 261V260H127ZM175 261V260H174ZM200 261V260H199ZM210 261V260H209ZM221 261V260H220ZM226 261H227V259H226ZM225 261V262H226ZM236 261V260H235ZM215 262V261H214ZM224 262V261H223ZM228 262V261H227ZM229 262H230V259H229ZM236 263H237V261H236ZM244 263V262H243ZM259 263V262H258ZM56 264V263H55ZM73 264V263H72ZM231 264V263H230Z\"/></svg>",
    "mask_w": 264,
    "mask_h": 264
}]
</instances>
